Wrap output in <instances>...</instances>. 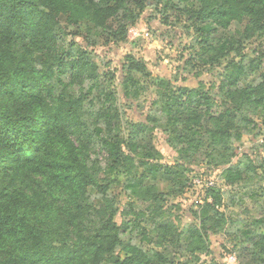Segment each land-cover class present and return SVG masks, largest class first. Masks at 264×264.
Returning <instances> with one entry per match:
<instances>
[{
    "label": "trees",
    "instance_id": "obj_1",
    "mask_svg": "<svg viewBox=\"0 0 264 264\" xmlns=\"http://www.w3.org/2000/svg\"><path fill=\"white\" fill-rule=\"evenodd\" d=\"M143 1L0 0V264H187L173 263L144 243H165L173 228L157 220L163 213L155 204L161 195L146 186L148 175L162 170L174 185L172 192L180 195L191 180L188 169L180 164H153L161 153L137 137L119 133L113 119L115 98L105 91L102 73L89 51L105 37L117 39L111 21L127 12L130 3L142 11ZM192 1L189 11L198 21L227 27L248 19L246 31L264 36V0ZM62 15L67 26L85 23L78 34L84 46L74 50L75 44L59 43ZM210 30L208 24L201 28ZM203 37L205 45L209 36ZM228 49L227 43L206 45L199 55L206 63L217 61ZM214 50L217 56L207 58ZM246 60L243 56L229 59L222 73L221 92L232 110L215 113L219 105L204 91V84L174 91L163 82L158 90L164 101L161 114L185 151L197 147L202 126L192 116L181 119L179 115L189 104L192 110H202L211 125L207 146L224 168L222 179L229 185L244 182L256 172L250 156L234 161L231 146L232 140L241 139L242 127L254 122L245 112L264 118V66ZM133 68L137 65L128 72ZM249 74H258L260 82L241 87V78ZM74 86L79 87L76 95ZM92 101L99 107L93 108ZM235 110L242 114L240 119L231 114ZM144 126L135 127L142 131ZM90 144L105 152V164L87 155ZM117 185L131 198L153 202L136 214L153 222L151 230L144 228L140 245L124 247V257L116 253L123 243L115 221V199L108 196ZM209 191L212 201L205 198L199 215L204 224L215 219L211 212L218 215L221 203L219 190ZM258 223L264 226V217ZM200 232L192 227L183 239L193 256L207 251V240ZM255 248L260 252L256 264H264V234Z\"/></svg>",
    "mask_w": 264,
    "mask_h": 264
},
{
    "label": "rangeland",
    "instance_id": "obj_2",
    "mask_svg": "<svg viewBox=\"0 0 264 264\" xmlns=\"http://www.w3.org/2000/svg\"><path fill=\"white\" fill-rule=\"evenodd\" d=\"M143 2L142 11L136 4L130 3L127 12L111 21L118 33L117 39L105 37L89 51L100 68L105 91L115 98L113 119L120 128L119 133L126 138L137 137L141 143L161 153L162 158L153 164L183 165L191 177L185 191L176 195L172 192L174 185L170 177L162 170L148 175L146 186L154 187L161 195L155 202L163 211L157 220L161 218L163 225L171 224L173 228L165 243L158 245L154 241L144 243V247L163 252L173 263L256 264L260 252L255 246L264 234V226L258 223L264 217V118L250 110L245 112V116L248 115L254 122L242 127L241 139L232 140L231 146L235 151L234 161L248 155L255 163L256 172L244 182L229 185L222 179L224 168L214 161L207 146L211 125L201 114L202 110H192L193 105L189 104L179 115L181 119L192 116L193 121L199 120L202 126L198 130L197 147L185 151L184 144L174 139L173 127L167 125V118L161 114L164 101L158 90L163 87V82L170 83L169 90L174 91L180 88L192 90L204 84V91L210 93L219 105L215 113L232 110L233 106L225 103L224 93L221 92L225 63L243 56L247 62L254 61L264 66V36L251 35L246 31L248 19L233 21L227 27L217 26L210 20L198 21L189 11L192 0ZM194 5L196 8L199 6L197 2ZM61 18L64 28L59 43L66 47L75 44L74 50L84 46L78 34L86 27L85 23L80 27L67 26L65 16ZM206 24L211 26V30L201 31ZM203 35L209 36L205 45H202ZM223 43L229 44L231 49L225 56L220 55L217 61L206 63L202 54L199 55L204 46ZM211 56L215 58L217 51H211L207 58ZM37 59L41 61L42 58L39 56ZM133 64L137 68L129 73ZM258 76L249 74L241 78L239 85H255L260 82ZM78 92L79 87L74 86V95ZM91 105L99 107L97 101H92ZM231 114L238 119L242 117L236 110ZM149 116L154 117L156 122H150ZM136 125H145V130L138 131ZM86 153L105 164L106 154L101 147L90 144ZM210 188L219 190L221 203L217 207L218 215L211 212L210 216L215 219L204 224L199 215L205 198L211 195ZM108 196L115 199L118 210L115 221L120 226L123 243L116 253L124 257V247L140 245L142 236H145L142 234L144 228L151 230L153 222L138 219L136 214L153 202L129 197L122 185L111 187ZM128 222L131 224L128 225ZM192 227L201 231L207 240V251L198 252L196 256L188 251V245L183 240Z\"/></svg>",
    "mask_w": 264,
    "mask_h": 264
},
{
    "label": "built area",
    "instance_id": "obj_3",
    "mask_svg": "<svg viewBox=\"0 0 264 264\" xmlns=\"http://www.w3.org/2000/svg\"><path fill=\"white\" fill-rule=\"evenodd\" d=\"M209 199H210V198H209ZM209 199H208V200H209ZM209 201L211 202L212 200L210 199Z\"/></svg>",
    "mask_w": 264,
    "mask_h": 264
}]
</instances>
